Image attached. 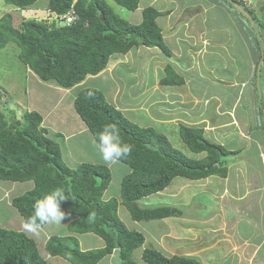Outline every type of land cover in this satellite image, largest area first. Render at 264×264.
I'll list each match as a JSON object with an SVG mask.
<instances>
[{
    "label": "trees",
    "instance_id": "trees-1",
    "mask_svg": "<svg viewBox=\"0 0 264 264\" xmlns=\"http://www.w3.org/2000/svg\"><path fill=\"white\" fill-rule=\"evenodd\" d=\"M36 1L5 0L21 10ZM112 1L129 11H136L140 2ZM225 4L251 26L259 49L256 75L264 60V4L259 7L263 15L257 21L253 18L255 9L248 10L236 0H225ZM71 7L75 20L70 25L58 24L55 17L67 14ZM48 10L54 15L50 23L26 20L20 14L14 17L9 13L0 19V48L9 41L14 42L19 48L20 61L45 83L70 89L86 76L104 70L112 55H124L133 47L157 48L167 57L172 55L156 22L163 13L152 7L141 11L139 24L120 18L106 0H48ZM231 16L235 19L234 14ZM256 77L259 78L258 74ZM159 83L163 87H176L183 85L184 80L168 65ZM256 98L264 129V103L262 97ZM5 105L6 101L0 108V180L34 183L30 191L12 200V206L25 222L33 215L37 200L63 189L69 200L61 203V211L76 216L68 224V231L94 234L105 243L103 248L82 251L74 236H50L45 244L47 255L61 257L71 264H98L116 251L122 264H137L132 254L144 239L139 232L126 228L118 216V206H124L133 221L177 217L180 215L177 207L144 208L137 202L163 191L176 177L225 178L230 157L235 155L227 147L209 141L201 128L181 125V141L193 154H204L198 159L188 157L153 128H140L126 119L106 101L102 92L84 88L76 95L73 105L95 142L98 144L104 127L112 125L122 142L132 145L130 154L119 161L130 169L121 180L119 199L105 201L103 194L111 182L106 166L81 163L75 168L68 167L59 145L46 135L43 117L38 112L21 108L22 111L13 113ZM141 259V264H200L184 257L167 258L155 249L144 250ZM0 264L49 263L39 254L34 240L0 225Z\"/></svg>",
    "mask_w": 264,
    "mask_h": 264
},
{
    "label": "crops",
    "instance_id": "crops-1",
    "mask_svg": "<svg viewBox=\"0 0 264 264\" xmlns=\"http://www.w3.org/2000/svg\"><path fill=\"white\" fill-rule=\"evenodd\" d=\"M142 1L143 0H140L138 8L135 11V14L137 15H134V17L128 16L129 19H126V21L132 24L141 23V11L146 7H152L157 11L161 12V9H157V7L154 5L156 4L154 0H144L146 2L145 4H147L144 6H141ZM205 1L207 0H178V5L181 7H185V9L188 7H193L194 5L192 4V2H198V5L200 7L203 6L204 10L209 9L208 12L205 11L204 13H197L196 15L192 14L190 18H194V21H192L191 25V19L187 21L190 26L188 34L189 40L191 41H193L194 39L199 40L200 38L207 39L205 37V21L209 24H213V22L216 21V24L218 25L219 21L220 23L222 22V18L229 19L232 17L231 14H234L235 17L237 16V14L235 13L236 11H233V9L231 10V8H229L228 6L227 7L230 9L229 13L227 12L225 14L224 10H220L221 12L219 10L218 12H215L216 8L220 7L221 5L219 0H211V2L210 0H208L210 4L206 3V6ZM212 2H217L218 4H214ZM43 4L45 5V7L40 6L37 0L31 6L26 7L22 10H18L33 11L31 9H33L35 6L36 9L42 7L46 12V18L41 19H46V21L50 22L53 19L54 15L50 14L48 10V1L43 2ZM176 11L179 12V9L176 8ZM181 11L182 9H180V12ZM206 14L207 17H205ZM20 16L22 17L21 14ZM161 18L162 16H159L156 22L162 30L163 28L161 23L164 24L165 22L164 20L161 21ZM133 20L134 22H132ZM197 20L199 21V23L201 22L200 25ZM233 21L235 22V26L233 29L236 30V26L238 25L237 19L235 18L233 19ZM167 26L169 25H166V27ZM185 26L187 27V24ZM202 28L205 30L204 33L201 31ZM249 28L251 29V27ZM225 29L228 30V28ZM231 30L232 29H230V32L228 34H231ZM161 32L165 44L168 46L170 51L179 49V41L176 40V37H178L177 34H172L171 32L165 34L163 30ZM199 34L201 35L199 36ZM221 37L222 36L218 35L217 39ZM246 43L247 44L245 45V48L242 53V58L247 59L248 64H245L243 61L240 63L242 64V66H240L238 68V71L236 72V75L239 79L238 82H241V84H243L245 81H248L251 77H253L254 86H260V88L263 87V91H260V94L261 97L263 96L264 98V93L262 94V92H264V78L262 76V65L258 73L259 78H257L255 75V64L259 59V49L257 45L256 47L252 48L249 45V42L246 41ZM181 44L183 45L184 42H181ZM248 48L251 51H249ZM151 50L153 49L138 46L135 47V49H131L125 55L117 54L112 56H116L115 58L118 60V66H123L122 63H124L126 67L130 69L131 63L133 62V58L129 60L128 55L131 54V52H133V56L136 58H141L142 55L147 54L148 56L146 58L151 59L153 56V52ZM215 53L216 52L213 50V52L210 54ZM115 63L116 61L110 60L106 68L102 70L99 74L86 76V78L82 82L70 89H64L54 84H49L41 81L32 70L25 66L26 70H28L27 80L29 83L27 86V90L24 89L25 91L23 90L22 92L23 98L18 101V103L21 104L22 110L36 111L43 117L42 127L47 130L46 135L52 140H54L53 138H56V140L54 141L60 147L62 159L64 163L67 164V166H70V168H75L81 163L95 164L91 161L82 162L81 160H78L75 157V152L79 153V149H87V146H84V144L72 146L70 143L71 140L78 137L93 140L92 134L89 132L88 128L74 109L73 101L76 95L78 94L76 88L77 86L81 87L82 89L92 88L102 92L99 87H86L85 84L88 80H97L105 76H107L110 81L113 82L116 73L118 74L120 72V70L115 67ZM243 64L245 65V67L243 66ZM128 65H130V67H128ZM206 72L207 73H205V75H208V77H210L212 70ZM261 79H263V81H261ZM235 80L237 81V79ZM187 88L188 87L184 89V87L180 88L179 86L175 89V91H171L169 94L163 93L164 96L167 95L163 100V103L161 104V107L165 112V114L163 115L165 118H160L157 121H160L163 125L169 123V125H167L168 127L175 128L174 132L173 129L171 131V133H175V136H179V126L181 125L191 128H201L205 137L209 141L227 147V149L231 152H234L235 155L230 157V161L228 164V173L225 178H220L218 176H210L202 180H189L184 178V181L181 182L182 185H179L178 188H168V186V189L165 188L161 192H158L154 195H150L151 198H156L153 199L152 202L157 201V199L166 200L168 202L167 204H165L168 205L167 207L182 206V208H179L180 215L177 217H168L163 219L146 221L161 222L158 225L160 231H158L154 235L149 236L148 238L146 237L143 228H140L138 230V232L143 236L144 243L141 245V247L138 248V250L140 251L138 260L140 263H137L135 260L134 262L137 264H141V257L143 251L146 249H155L167 258H171L173 256L184 257L193 259L200 264H264L263 124L256 123V125H258L259 127V130L261 131L257 132V138L254 136L252 128H250L249 126H245L243 129L244 132L242 133H235V131H231L230 129H227V133H223L219 129H207V132H205L206 129L204 128V125L199 124L200 122H202L199 118L201 115L199 111L203 108L202 101L205 99V95H201L197 90L190 88L192 90L191 92ZM153 91L158 92L157 89H153ZM161 91L163 92V90ZM16 95L18 96L19 94ZM117 95H119L118 88L115 90L114 96L112 97V103H114V101H117ZM213 97L216 96L214 95ZM111 105H114V107L117 110L121 111V113H124L123 111L127 110L126 107H128V105L121 106L116 103ZM256 107L257 106L255 105V108ZM138 109L139 111L140 109H144V111L146 110L148 112V107L141 106ZM131 112L136 113L135 110ZM74 114L78 116L80 121H77V117H75ZM138 114L141 115L137 111V115ZM69 116H71V122L73 124H71V122L68 120L65 125H58L60 121H64V118ZM226 127H228V125H226ZM221 128H225V126H221ZM181 144L188 150V153L190 152L189 155L183 152V154H185L186 156L196 159L204 156V154H193L191 151H189V149L183 142ZM70 148H76L78 150H74L72 152H65V150ZM65 157H67L66 161L64 160ZM254 164H256V168L254 167ZM20 185H24V187L20 190L21 192L19 194H15V188H18ZM33 186L34 183L31 181L12 182L0 180V205H2L1 207L10 210L11 213L14 214V210L16 208L13 209L12 200L15 197L24 194L25 192L30 191ZM199 194H208L210 195V199L208 201L200 200L199 198L195 199L197 196H199ZM194 201H196L197 203H194ZM68 218L70 219V221L66 223L67 234L58 236H74L79 242V236L83 234L70 233L67 229L68 224L71 221H74L76 219V216L71 215V217ZM0 225L1 227L8 230H13L11 229L12 227H17L18 229L24 230L26 232V228L24 226L25 222L22 217L17 218L16 221L5 220L0 217ZM38 230H40V228ZM231 230L232 235H228ZM29 233V235H26L25 233L24 234L28 238H30L32 235L35 236L33 232L29 231ZM48 238L49 237L47 236V238L43 240L44 247L46 244L45 241H47L46 239ZM89 241H92V239H90ZM89 245L91 246V248L80 249L82 251L93 249L92 247H94L95 249H99L103 248L105 246V243L102 239H95V241L90 242ZM112 255L113 254L108 255L103 259H111ZM42 257L45 260V257Z\"/></svg>",
    "mask_w": 264,
    "mask_h": 264
},
{
    "label": "rangeland",
    "instance_id": "rangeland-1",
    "mask_svg": "<svg viewBox=\"0 0 264 264\" xmlns=\"http://www.w3.org/2000/svg\"><path fill=\"white\" fill-rule=\"evenodd\" d=\"M45 1L48 0H38V3L40 6L45 7V5L43 4V2ZM106 1L115 12V14L122 19L126 20L129 19L128 16L134 17V15H137L135 14V11H129L125 8H121L112 0ZM154 2H156V4L154 5L157 7V9H161L160 11L163 13L162 18L160 19L161 21L164 20L165 22L164 24L161 23L163 32L165 34L169 32H171L172 34H177L178 37H176V40L179 41V49L171 51L172 55L170 57H167L159 49L157 50V48H155L154 50V48H152L153 50L151 51L153 52V56L151 59L146 58L148 56L147 54L142 55L141 58H136L133 56V52H131V54L128 55L129 60L133 58L131 67L130 65H128L130 69H128L124 63H122L123 66H118V60L115 58L116 56H111L109 61H116L115 67L120 70L118 74L116 73L114 81L111 82L110 79L105 76L97 80H88L85 86H93L97 88L99 87L104 93H102L104 97L106 96V101H108L110 104L116 103L121 106L128 105V107H126L127 110H124V113H122L126 119H128L132 123H135L140 128H153L157 133L165 135V137L172 144V146L175 147V149L189 155L190 152L188 153V150L181 144L182 141H180L179 136H175V133H171L172 129L174 132L175 128L168 127L167 125H169V123L166 124L165 122L166 125H163L160 121H157L160 118H165L163 116L165 112L161 107L163 100L167 96H164V94H169L171 91H175V89L179 87H163L159 83L161 77L165 76V67L169 65L173 69V71L181 75L183 80L185 81L184 85L180 86V88L184 87L185 89L186 87H188L187 89L191 92V89H195L201 95H205V99L202 101L203 108L199 111L201 114L199 118L202 121L199 124L204 125V128L206 129L205 132H207V129H219L223 133H227V129H230L231 131H235V133H242L244 132V127L249 126L250 128H252L254 136L257 138V132L261 131L259 130V127L258 125H256V123H261V121L263 120H261L260 114H257L259 112V105H257L256 96H258V98L261 97L260 91H263V87H255L253 77H251L248 81L244 80L245 82L241 84V82H238L239 79L236 75L238 68L242 66V64H240L242 61L245 64H248V60L242 58L243 50L245 48V45L247 44L246 41L250 43L249 45L252 48L256 47L255 36L253 31L249 28L251 26L247 22V20L244 19L241 15H237L235 17L238 23V25L236 26V30L233 29L235 26V22L232 18H222V22L220 23L219 21L220 25H217L216 21H214L213 24H209L204 20V27L206 29L205 37L207 39L200 38L199 40L194 39L193 41H191L189 40L188 34L190 26L187 21L191 19V25L192 21H194V18H190L192 14L196 15L197 13L201 14L205 11L208 12L209 9L204 10L203 6L200 7L198 5V2H192L194 6L186 8L187 10L185 9V7H181L178 5V0H154ZM210 2L208 0L205 1V6L206 3L210 4ZM219 2L221 3V5L220 7L217 6L218 8H216L215 12H218V10H224L225 14L227 12L229 13L230 9L227 7L228 5L225 4V0H219ZM145 3L146 2L143 0L141 6L147 5ZM212 3L218 4L217 2ZM251 3H253V6L257 8L259 5L264 3V1L259 2L257 0H251ZM174 5L177 9H179V12L176 11ZM34 8L31 9L33 11H21L6 3L5 0H0V19L5 14L9 13L14 17H20L17 14H21L24 19H35L38 21L41 20V22L50 23L46 21V19H41L46 18V12L44 8L40 7L36 9V6ZM180 9H182L181 12ZM237 11L240 12V10ZM262 15L263 12L257 9V11L254 13L255 17L253 18L257 21ZM205 17H207V14L205 15ZM132 22H134V20ZM186 24L187 27L185 26ZM200 24L201 22L199 23V25ZM166 25L169 26L166 27ZM225 28H228V30H226ZM230 29H232L231 34H228L230 32ZM201 31L203 33L205 32L203 28L201 29ZM200 35L201 34H199V36ZM218 35L222 37L217 39ZM181 42H184V44L182 45ZM6 44L7 45H5L4 48H0V87L4 88V90H1L0 88V92L2 93V96L0 97V108H2L3 102L6 101L5 106L11 109L10 111H12L13 113H17L19 112L18 110L22 111L21 104H19L18 101L23 98V90H27V86L29 83L27 80L28 70H26L25 65L19 59L18 46L11 41ZM132 49H135V47H133ZM213 50L216 53L210 54L213 52ZM249 51L251 50L249 49ZM261 65L262 76L264 78V60L262 61ZM243 66L245 67L244 64ZM209 70H212L210 77H208V75H205V73H207L206 71ZM257 74L258 73H256V75ZM235 79H237V81ZM261 81H263V79H261ZM117 88L119 89V95H117V101H114V103H112V97L114 96L115 90ZM153 89H157L158 92L153 91ZM81 90L82 88L77 86L76 91L80 92ZM161 90H163V92ZM263 93L264 92H262V94ZM16 94L19 95L17 96ZM214 95L216 97H213ZM261 99L264 103L263 96ZM255 105L257 106L256 108ZM141 106L148 107L149 113L146 110L144 111V109H140L139 111L138 108ZM254 108L256 112L254 111ZM134 110L136 113L131 112ZM137 111L141 115H137ZM74 116L77 117V121H80L78 116H76L75 114ZM68 120L71 122V116L65 117L64 121H60L58 125L63 126ZM71 124L73 123L71 122ZM226 125H228V127H226ZM221 126H225V128H221ZM53 139L56 140V138ZM70 143L72 146L84 144V146H87V149L78 150L76 148H70L65 150V152L78 150L79 153L75 152V157L78 160H81L82 162L91 161L95 164H102L109 169L111 174V182L103 195V199L108 200L111 198H118L121 180L123 176H125L130 171L128 166L121 162L115 164L106 163L102 159V155L100 154L97 148V143L94 139L89 140L86 138L78 137L71 140ZM64 160L66 161L67 157H65ZM254 167L256 168V164H254ZM182 181H184V178L176 177L173 179L168 188H178L179 185H182ZM23 187L24 185H20L18 188H15L14 193L19 194L21 192L20 190ZM197 198H199L200 200L208 201L210 199V195L199 194V196H197L195 199ZM153 199L156 198H151L149 196L147 198L139 200L137 204L138 206L144 208H154L157 206H164L168 203L166 200L160 199L152 202ZM194 203L197 202L194 201ZM1 206L2 205H0V217H2L3 219L16 221L17 218H21L19 212L16 211L14 206V214L11 213L10 210L4 209ZM177 208H182V206H179ZM118 216L128 230L138 232L140 228H143L145 235L148 238L149 236L154 235L155 233L160 231L158 225L161 222L133 221L129 215V212L122 205H119ZM68 217H71V215L65 213V218L61 221L60 224H46L40 227V230H37V232L33 233L36 237L33 235L30 237L35 240L38 251L42 256L45 257V260L49 264H71L63 258L48 256L44 251L45 247L43 241L45 240V238H47V236L50 237L67 234L66 223L70 221ZM11 229L18 232H23L26 235L30 234L26 229L25 230L27 233L24 230L18 229L17 227H12ZM228 235H232V230L228 233ZM90 239H92V241H89ZM95 239L100 238L94 234L80 235L79 248H91L89 243L95 241ZM92 248L93 249L90 250L95 249L94 247ZM139 253L140 251L137 249L133 252L132 255V259L137 263H140L138 260ZM98 264H120L117 251L113 253L111 259L105 258L98 262Z\"/></svg>",
    "mask_w": 264,
    "mask_h": 264
},
{
    "label": "clouds",
    "instance_id": "clouds-1",
    "mask_svg": "<svg viewBox=\"0 0 264 264\" xmlns=\"http://www.w3.org/2000/svg\"><path fill=\"white\" fill-rule=\"evenodd\" d=\"M257 1L263 2L264 0ZM238 2L245 7L241 0ZM263 4L264 3L261 5ZM261 5L254 8L255 12L257 9L260 10L259 7ZM97 148L102 155V159L109 164L118 163L122 158L127 157L132 151V145L123 143L112 125L105 126L103 131L99 134ZM67 200H69V197L65 195L63 189H57L51 194L46 195L43 199L37 200L33 206V215L28 217L25 221L24 226L26 230L35 233L42 225L60 224L65 218V213L61 211L60 206L62 202ZM92 218H94V215Z\"/></svg>",
    "mask_w": 264,
    "mask_h": 264
},
{
    "label": "built area",
    "instance_id": "built-area-1",
    "mask_svg": "<svg viewBox=\"0 0 264 264\" xmlns=\"http://www.w3.org/2000/svg\"><path fill=\"white\" fill-rule=\"evenodd\" d=\"M239 1V0H237ZM241 2L245 5V7L249 10H253L255 7L253 6V3H251V0H241ZM74 10L71 7L69 12L65 15H62L60 17H55L58 24L61 25H70L75 20ZM54 19V18H53ZM52 19V20H53ZM51 20V21H52ZM50 21V22H51Z\"/></svg>",
    "mask_w": 264,
    "mask_h": 264
}]
</instances>
